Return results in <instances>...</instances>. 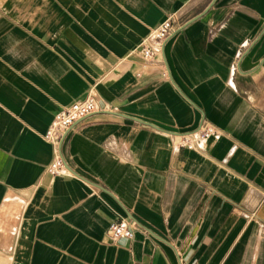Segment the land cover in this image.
I'll list each match as a JSON object with an SVG mask.
<instances>
[{
    "label": "crops",
    "instance_id": "0c3cea01",
    "mask_svg": "<svg viewBox=\"0 0 264 264\" xmlns=\"http://www.w3.org/2000/svg\"><path fill=\"white\" fill-rule=\"evenodd\" d=\"M91 88L52 175L44 134ZM181 259L264 264V0H0V264Z\"/></svg>",
    "mask_w": 264,
    "mask_h": 264
},
{
    "label": "built area",
    "instance_id": "2783aa9c",
    "mask_svg": "<svg viewBox=\"0 0 264 264\" xmlns=\"http://www.w3.org/2000/svg\"><path fill=\"white\" fill-rule=\"evenodd\" d=\"M174 23L167 19L159 24L151 34L145 38L141 45V53L146 61H154L163 51L165 42L175 33ZM99 110V103L96 91L91 88L89 91L71 104L66 105L56 113L52 123L44 134L46 141L53 147V159L47 166V171L52 175H59L65 169V163L61 152V143L66 133L81 119ZM216 133L211 126L199 127L198 130L186 133L181 138V145L194 149L198 140L208 138ZM135 222L130 219L121 218L113 221L109 226L108 233L114 238L134 235ZM181 264H186L182 259Z\"/></svg>",
    "mask_w": 264,
    "mask_h": 264
}]
</instances>
